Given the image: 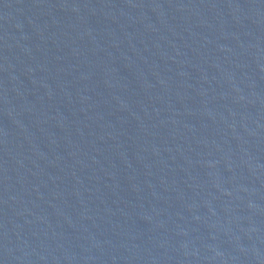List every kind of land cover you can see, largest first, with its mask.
Segmentation results:
<instances>
[{
  "label": "water",
  "instance_id": "95a60500",
  "mask_svg": "<svg viewBox=\"0 0 264 264\" xmlns=\"http://www.w3.org/2000/svg\"><path fill=\"white\" fill-rule=\"evenodd\" d=\"M0 264H264V0H0Z\"/></svg>",
  "mask_w": 264,
  "mask_h": 264
}]
</instances>
